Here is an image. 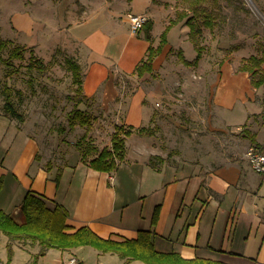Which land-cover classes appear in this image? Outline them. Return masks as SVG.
I'll return each mask as SVG.
<instances>
[{
    "label": "crops",
    "instance_id": "crops-1",
    "mask_svg": "<svg viewBox=\"0 0 264 264\" xmlns=\"http://www.w3.org/2000/svg\"><path fill=\"white\" fill-rule=\"evenodd\" d=\"M132 2L123 21L129 24L128 13L146 14L152 22V39L158 18L162 20L163 30L170 18H174L153 0ZM36 9L24 8L22 3L14 15H7L15 37H24L25 41L33 39L34 45L35 34L41 29L33 14ZM101 12L106 20L101 25L86 26L90 15L84 21L67 23L65 28V45L77 58L82 71V94L93 103L97 114L112 117V124L150 126L153 134L132 132L125 139L124 159L111 172L98 171L88 166L91 158L82 159L80 150L52 147L40 135L26 130L25 123L19 124L21 121L8 117L0 109V209L22 221L19 204L26 192L32 191L43 197L49 208L58 204L66 209L69 225L87 226L103 238L136 239L140 230H150L158 251H175L184 258L201 257L231 264H264V182L248 163L245 148L236 154H231L229 149L218 152L207 137L194 140L189 150L172 154V146L181 147L182 143L174 139L169 149L168 138L162 139L156 132L157 127L151 120L156 112L150 99L161 108L164 107L162 99L171 98L173 84L186 87V78L180 75L168 78L165 73H159L164 71L161 58L173 47L167 41L154 58L152 73L137 76L135 67L150 43L131 29L122 30L114 11ZM171 27L188 37L189 27L183 21ZM122 75L128 79L122 81ZM151 76V82L147 81ZM132 79H144L145 85L137 83L134 89L125 90L120 82ZM222 80L218 81L217 88L215 83L210 86L213 106L223 123L234 128L247 124L246 128L252 129V115L257 112V89L250 77L232 74L221 86ZM232 86L234 90H229ZM182 95L177 93L178 98ZM236 99L254 104L253 111H247L245 106L244 112L235 109ZM208 109L210 104L206 106ZM203 119L211 129L210 117L206 114ZM89 134L97 138L108 136L107 131L98 136L95 131ZM245 141L243 138L237 142ZM256 141L259 142L257 135ZM110 143L109 139L100 147L95 146L101 150ZM7 240L0 232V243L6 246ZM87 246L56 251L49 248L40 257L41 264L46 257V264H68L72 257L76 264H124V259L115 253L101 252L92 246L85 249ZM28 247L32 259L39 246L29 244ZM0 263L4 262L0 259ZM127 264L148 263L131 260Z\"/></svg>",
    "mask_w": 264,
    "mask_h": 264
},
{
    "label": "rangeland",
    "instance_id": "rangeland-1",
    "mask_svg": "<svg viewBox=\"0 0 264 264\" xmlns=\"http://www.w3.org/2000/svg\"><path fill=\"white\" fill-rule=\"evenodd\" d=\"M30 1L0 0V40L10 41L8 47L3 48L0 52V109L4 111L3 105L8 95V99L13 103L15 109L23 115V121L18 123H25L26 130L40 135L52 147L69 146V150L78 149L76 142L82 140L84 135L85 140H82L81 150L87 149L88 142L100 147L102 143L109 142V139L111 141L109 132L111 129L114 131L118 124H112V117H102L101 114H97L92 108L93 103L85 102L76 93V84L73 82L68 61H76L77 58L70 51L69 46L65 45V28L68 27L67 23L84 21L90 15L92 17L85 23L86 26L101 25L106 21L101 11L103 13L114 11L115 19L120 21L118 23L120 28L127 31L130 26L123 19H125L129 5H132L133 2L132 0H35L31 4ZM154 2L160 9L164 8L168 15L174 17L172 19H175L178 11L186 9L187 6L184 0H154ZM22 3L24 8H37L33 14L41 29L35 34L36 45L31 43L33 39L25 41L24 37L16 38L13 25L10 24V18L7 16L8 14L14 15L15 10H20ZM204 4L214 13L216 25L212 29L202 28L199 40L202 47L200 60L194 65L181 64L177 55L178 51L181 50L187 60L196 57L197 52L189 37H183L184 34L177 28L169 29L167 41L173 49L160 61L164 71L159 73H163V75L165 73L168 78L177 75L186 78V87L173 84L171 98L162 99L164 107L155 106L154 99H150L152 109L156 112L153 120L157 127L156 132L161 134L162 139L168 138L169 149L174 139L182 143L181 147H177L176 144L172 146V154L177 150H189L194 140L207 137L213 141L215 151L229 149L231 154L240 153L242 149L244 151V148L246 151L251 143L248 138L240 135V131L243 129L255 132L258 143H264V84L256 88L255 91L257 112L252 115V129L246 128L247 124L234 128L223 123L220 113L213 106L214 95H212L210 86L215 83L217 88L218 81L223 78L219 84L222 86L232 74L250 77L248 71L240 69V64L242 58L260 55L259 46L264 44V0H208ZM97 11L99 13L93 15ZM3 13L5 17H3ZM162 30V20L158 18L153 39L148 41L152 46L156 47L159 44ZM136 34L145 40L142 29ZM14 45L23 47V58H15L7 66L4 60ZM31 55L41 59L44 63L43 70L37 67L38 64L34 68L27 66ZM122 76V81L128 79L124 75ZM152 76L147 81L151 82ZM145 77H149V75H145ZM204 82L208 83L207 87ZM123 83L120 82L125 86V90L134 89L137 83L145 85L144 79H132ZM200 89L202 92H199ZM229 90H234V87L232 86ZM178 92L183 94L182 98L177 97ZM235 101V109L241 110V112L245 111L244 106L247 111H253L255 107L249 102L244 104L239 99ZM209 104L210 109L206 110V106L209 107ZM75 105L92 117L89 128L78 125L73 128L69 127V113ZM206 114L210 117L211 129L203 119ZM121 124L126 125L125 123ZM62 128L63 130H61ZM90 131H95L97 136L107 131L108 136L101 135L97 138L89 134ZM243 138L247 141L237 142ZM222 144L225 145L222 146ZM110 145L106 146L110 147ZM15 242L19 244L11 246V255H8L6 246L0 243V259L4 262L3 264H26L30 260L34 263L33 256L31 259L29 244ZM85 249L92 248L87 246ZM8 256L11 258L9 259ZM40 257L42 255L37 258L36 264L38 259L41 264ZM47 260L48 257L42 263L46 264Z\"/></svg>",
    "mask_w": 264,
    "mask_h": 264
},
{
    "label": "trees",
    "instance_id": "trees-1",
    "mask_svg": "<svg viewBox=\"0 0 264 264\" xmlns=\"http://www.w3.org/2000/svg\"><path fill=\"white\" fill-rule=\"evenodd\" d=\"M154 1V0H153ZM208 0H184L187 4L186 9L178 11L175 19H171L160 35L159 44L154 47L151 44L148 46L145 56L135 67V73L138 76H143L145 73H152L154 58L161 52L163 46L167 43V33L173 24L178 21H183L184 25L189 27L188 37L192 42L197 54L193 60L185 59L182 51H178V59L184 65L196 64L202 55V47L200 37L202 28L212 29L216 25L214 13L204 4ZM152 22L147 19L143 24L144 38L147 41L151 40L150 30ZM9 40H0V52L3 48L8 47ZM260 55H250L242 58L240 64L241 70H246L250 74L251 84L258 88L264 84V44L260 46ZM23 47L14 45L9 50L8 57L4 60L6 65H10L15 58H23ZM28 63L29 68L37 67L44 69V63L40 58L33 55L30 56ZM69 68L72 72L73 82L76 84V93L84 99L85 102L89 99L82 94V71L76 61H68ZM4 101L3 112L8 117L15 118L18 121L23 120V115L18 112L13 103L8 99ZM152 122L154 116H152ZM92 117L84 110L75 105L69 113V127L81 126L89 128L91 126ZM63 130V128L61 129ZM153 134L154 129L150 126L133 127L124 124L115 126L111 133L110 147H103L101 150L93 143H87L85 151L80 149L82 140H85V135L82 140L76 142V146L82 155V159L91 158L88 160V166L98 171L111 172L118 163L125 157V139L132 132ZM240 135L248 138L251 144L264 149V143L260 145L256 141V133L248 129L240 131ZM82 151V152H81ZM153 161L150 164L153 166ZM57 179V176L56 178ZM2 188V178L0 177V190ZM20 211L23 215L22 221L15 220L11 214L0 209V232L7 236L6 248L8 255H11L12 245L15 241L27 243L30 245L37 244L38 252L33 254L34 263L37 258L43 255L49 248L59 250L74 248L78 246H92L101 252H112L117 254L121 259H124V264L131 260H140L148 264H231L219 260H211L201 257L184 258L175 251H158L155 249L150 230H140L136 239L115 240L110 237L103 238L95 234L89 227L80 226L73 227L66 222L68 213L61 205L56 204L53 208H49L43 197L35 194L32 191H27L22 201L19 204ZM156 214L154 215V217ZM9 257V256H8ZM11 257H9L10 259ZM255 264V263H252Z\"/></svg>",
    "mask_w": 264,
    "mask_h": 264
},
{
    "label": "built area",
    "instance_id": "built-area-1",
    "mask_svg": "<svg viewBox=\"0 0 264 264\" xmlns=\"http://www.w3.org/2000/svg\"><path fill=\"white\" fill-rule=\"evenodd\" d=\"M127 17L132 32L139 31L148 19L147 15L144 13H128ZM245 155L252 169L260 175L261 181L264 182V150L255 145H250L247 148ZM68 264H76V259L73 257L70 258Z\"/></svg>",
    "mask_w": 264,
    "mask_h": 264
}]
</instances>
